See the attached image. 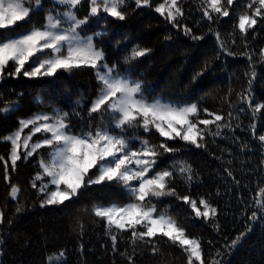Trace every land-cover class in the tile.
Returning <instances> with one entry per match:
<instances>
[{
  "label": "trees",
  "instance_id": "trees-1",
  "mask_svg": "<svg viewBox=\"0 0 264 264\" xmlns=\"http://www.w3.org/2000/svg\"><path fill=\"white\" fill-rule=\"evenodd\" d=\"M163 2L150 0L149 6L137 8L134 0H130L129 6L123 9L126 12L124 20L101 13L100 17L89 20L82 34L106 30V35L97 43L105 49L108 61L119 62L122 70L142 81L145 94L150 98L198 103L201 110L207 109L225 118L232 111L235 117L240 107L247 108L240 103L238 94L247 89L249 76L245 73L254 67L257 75L252 94L257 102H264V58L259 55L260 49L264 48V24L250 30L247 48L244 38L234 28L246 0H237L230 9V17L211 24L236 55L220 52L215 35L208 31L209 22L202 18L201 0H180L184 12L180 23L187 24L196 35L204 36L198 41L155 11ZM43 4L45 9L52 7L51 0H43ZM87 14L85 3L78 15ZM45 15V11H39L31 16L30 22H18L10 29L0 30V35L24 33L33 24H43ZM137 45L151 51L129 64L124 63V58ZM245 51L255 53L251 65L246 56L239 54ZM97 89L95 73L88 68L70 73L60 71L52 77H6L0 81V97L19 100L21 110L8 119L0 118V136L18 126L17 117L47 112L52 107L70 113L80 110L86 117V107L95 98ZM81 99L83 106L76 103ZM201 118L210 117L201 111ZM72 122L76 131L87 126L80 117L73 116ZM251 123V113L245 111L239 114L238 120H233L234 131L225 129L223 136L207 137L206 147L197 148L183 141L170 142L180 151L160 158L159 168L167 167L173 161L190 164L196 178L191 185L177 178V191L197 200L204 197L217 207L218 229L209 221L195 218L190 207L175 197H163L158 202V207L167 208L190 236L201 239L208 264L212 259L223 264H264V217L256 222L248 219L252 211H258L254 201L259 199V188L264 187V147L253 139L248 129ZM257 123V135L264 133V126ZM236 124L240 127H235ZM139 133L147 135L143 129ZM132 134L133 130H128V135ZM151 139L153 143H159L163 138L155 134ZM9 148V144L0 143V154L6 155ZM225 169L232 172L238 185ZM37 171L35 159L20 163L18 170L11 174V181H6L0 165V211L5 213L4 223L0 224V238L5 241L0 251L6 253L0 255L3 264H47V260L61 250L66 253V264H128L125 257L113 252L104 233V222L91 212L97 203L125 202L127 193L123 186L115 182L92 185L63 205L41 207L43 197L30 184ZM10 184L21 189L19 202L24 211L20 213L16 212L17 202L10 198ZM80 223L84 226L83 235L80 234ZM237 237L241 239L232 248V241ZM118 248L119 252L127 250L129 255L133 254L132 247L125 241L120 242ZM159 248L160 252L153 253L151 245L139 246L134 256L135 264H187V254L181 248L163 239L159 241Z\"/></svg>",
  "mask_w": 264,
  "mask_h": 264
},
{
  "label": "snow or ice",
  "instance_id": "snow-or-ice-1",
  "mask_svg": "<svg viewBox=\"0 0 264 264\" xmlns=\"http://www.w3.org/2000/svg\"><path fill=\"white\" fill-rule=\"evenodd\" d=\"M236 2L201 0L202 18L209 22L208 31L215 35L220 52L228 55L236 53L227 48L226 41L211 24L230 17V9ZM51 3L52 7L45 9L43 0H0V30L10 29L18 22H30L31 16L39 11L46 13L44 23L39 26L33 24L16 36L0 35V81L6 77H52L60 71L70 73L88 68L95 73L97 93L86 107V117L80 110L70 113L59 107L17 117L18 126L9 134L0 136V143L10 145L6 155L0 154L4 179L11 181V174L18 170L20 163L35 159L38 171L30 184L43 197L41 207L63 205L92 185L115 182L123 186L126 201L97 203L91 209L92 214L104 222V233L114 253L125 257L128 264H135L134 256L139 246L151 245V251L158 253L161 251L159 241L163 239L187 254V264H208L201 239L190 236L167 208L158 207V202L163 197H175L190 207L195 218L209 221L218 229L217 207L204 197L197 200L177 191V178L188 185L196 178L190 164L173 161L167 167L159 168V162L163 155H175L180 151L170 142L183 141L197 148L206 147L207 137L223 136L225 129L234 131L233 120H238L239 114L245 111H250L253 119L248 126L253 139L264 147V133L257 135V122L264 126V102H257L252 94L257 75L254 67L245 73L249 76L247 89L238 94L240 103L247 108L240 107L235 117L232 111L225 118L222 114L201 110L198 103L150 98L145 94L142 81L133 79L122 70L119 62L108 61L105 49L97 43L106 35V30L82 34L89 20L100 17L101 13L124 20L126 12L123 9L129 6L130 0H51ZM85 3L88 14L80 17L78 13ZM134 3L140 8L149 6L150 0H134ZM243 7L234 28L244 38L247 48L250 30L264 24V0H246ZM155 11L192 40L204 39L187 24L180 23L184 18L180 0H164ZM150 51L137 45L124 58V63L129 64ZM239 54L246 56L251 65L255 53L245 51ZM259 55L264 58V48L260 49ZM76 103L84 105L83 99ZM20 110L19 100L0 97V118L8 119ZM201 111L210 118H201ZM73 116L86 121V128L74 130ZM140 129L147 135L141 136ZM128 130H133V134L128 135ZM155 134L163 138L159 143L152 142L151 137ZM225 172L239 184L230 170L225 169ZM10 188V198L17 202L16 212L20 213L24 211L19 202L21 189L15 184H10ZM258 195L259 199L254 201L258 211L251 212L250 222L264 217V187L259 188ZM4 219L5 213L0 211V224ZM79 229L83 235L82 223ZM239 239L241 237L232 241V248ZM122 241L132 247V255L127 250L119 252L118 245ZM4 243L0 238V246ZM0 255L6 253L0 251ZM0 264H3L2 260ZM47 264H66L65 251L50 257ZM210 264L223 262L212 259Z\"/></svg>",
  "mask_w": 264,
  "mask_h": 264
}]
</instances>
